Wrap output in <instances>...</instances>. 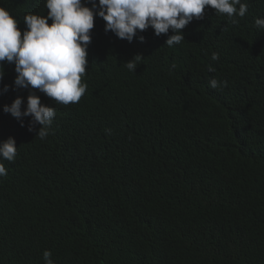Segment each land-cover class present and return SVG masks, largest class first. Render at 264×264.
Wrapping results in <instances>:
<instances>
[{"label":"trees","instance_id":"trees-1","mask_svg":"<svg viewBox=\"0 0 264 264\" xmlns=\"http://www.w3.org/2000/svg\"><path fill=\"white\" fill-rule=\"evenodd\" d=\"M83 2L91 7L88 0ZM242 2L249 4L254 17L264 18V0ZM0 6L19 20L21 35L26 14L48 12L45 0H0ZM237 19L233 25L226 14L206 7L203 19H193L181 30L185 40L151 64L154 71L145 76V105H136L140 128H129L135 148L132 145L123 156V179L95 170L81 172V164L99 170L102 165L79 153L75 136L68 141L62 134L66 122L61 119L77 112L98 116L89 111L90 92L78 103L64 105L36 90L58 119L54 134L51 124L48 136L40 139L39 125L28 130L30 117L22 118L21 126L3 111L18 96L24 99L23 110L30 91L15 86V65L3 63L0 142L14 138L17 153L12 162L0 159L7 169L0 177V230L7 231L0 240V264H45V250L52 253L53 264H264V29L257 28L255 19L253 27ZM172 34L170 30L156 36L149 27L128 42L106 32L105 21L96 16L87 49L92 53L86 83L109 76L106 83L119 79L125 95L143 94L150 44H165ZM211 37L216 38L208 44L205 40ZM199 42L203 43L198 47ZM209 45L223 63L240 59L245 83L229 93V103L218 93L199 104L198 125L189 129L186 119L193 106L182 93L165 89L188 84L192 63L208 57ZM261 49L259 61L250 58L252 51ZM134 54L143 58L130 71L125 62ZM100 119L105 122L103 116ZM168 132L167 141L173 140L169 144L155 136ZM248 134H254L256 156L239 154L236 146ZM139 142L151 148L150 154L143 156ZM102 146L101 141L92 146L94 157ZM169 155L175 159L165 161ZM173 169H182L183 177L172 179L167 170ZM123 181L127 186L121 185ZM118 187L125 192L116 197ZM96 214L101 218L95 220ZM86 229L96 233L100 247L84 239Z\"/></svg>","mask_w":264,"mask_h":264},{"label":"clouds","instance_id":"clouds-1","mask_svg":"<svg viewBox=\"0 0 264 264\" xmlns=\"http://www.w3.org/2000/svg\"><path fill=\"white\" fill-rule=\"evenodd\" d=\"M88 3L91 7L86 6L83 0H45L47 15L26 14L23 18L26 25L23 35L18 27L19 20L4 6H0V81L3 80L5 74L2 65L7 62L15 65V86L30 89L26 107L23 110L24 99L18 96L11 105H5L3 111L20 120L21 126H23L22 118L30 117L28 130L33 131L34 127L39 125L36 136L44 139L49 134L51 124L54 126V134L58 119L54 118L55 109L43 104L36 90L64 105L78 103L81 98L85 99L86 96L92 94L93 100L89 111H93L98 116L86 117L82 112H77L65 117L61 119L66 122L62 134L68 141L75 136L78 140L79 153L94 164L97 162L102 165L99 170L97 167L90 169L92 165L81 164V167L78 164L81 172L91 174L95 170L103 176L123 179L121 162L123 156L131 152L132 145L134 146L129 128H140L141 115L137 112L136 105H145L147 86L145 76L154 71L151 64L157 63L164 53L171 51L185 40V33L181 30L193 19H203L206 7L210 6L214 9L215 14H226L233 25L239 23L237 19L239 17L253 27L255 19L257 28L264 29V18L254 17L249 4L242 0H98V3L97 0H88ZM96 16L105 21L106 32L111 31L118 38L128 42H132L134 37H137L138 31L143 32L149 27L154 30L156 36L168 34L170 30L173 33L168 36L165 44L160 43L158 46L150 44L151 63L143 73L145 79L143 94L125 95L123 84L119 79L106 83L109 76L98 78L89 85L86 83L85 78L88 76L92 53L87 49L91 43V30L94 28ZM215 38L211 37L205 41L209 44V40ZM139 40L143 42L144 37L140 35ZM203 42H199L198 47ZM207 50L208 57L198 63H192L188 84L169 86L165 89L167 92L173 90L182 93L193 106L186 119V122L189 121V129H195L194 123L198 125L200 116H197L199 114L197 107L199 104L213 98L218 93L229 103L232 96L229 93L239 88L242 89L245 83L244 73L239 70L240 59L223 63L218 53L212 52L211 45ZM262 50L256 53H254L255 50L252 51L254 57L250 58L259 61ZM231 53L237 54V49L232 48ZM142 58L141 54H134L131 60L125 62V66L130 71H135L137 63ZM172 67L175 65L173 64ZM237 71L241 72L239 77L236 76ZM8 87V85L4 86L5 92L8 91ZM87 92L90 93L87 94ZM228 105L223 107L221 114L227 110ZM220 113L210 112L208 114L215 116ZM99 116H103L105 122H102ZM249 124L254 127L252 121ZM173 133L175 138V132ZM169 134V132L158 133L155 136L160 141L169 144L173 142L172 139L170 142L167 141ZM253 138L254 134L240 137L236 145L239 148V154L257 155L258 150L255 148L257 145L254 146ZM97 141H101L103 146L94 157L92 146ZM249 142L253 145L248 146ZM140 145L143 156L150 154L151 148L147 144L141 142ZM16 153L17 146L14 138L9 137L0 142V159L12 162ZM167 159L165 161H173L175 158L169 155ZM167 171L174 180L182 178L184 174L182 169ZM6 175L7 169L3 163H0V177ZM73 181L74 179L69 177L68 182L73 183ZM123 182L121 185L127 186V182ZM110 186L114 185L110 184ZM119 187L115 188L116 197L125 192ZM147 198L149 199L150 195ZM16 199L17 203H20V199ZM99 218H101L100 215L96 214L95 220ZM104 220L110 222L108 219ZM106 224L108 230H113L109 223ZM85 234L84 239L90 241L91 246L100 247L96 233L86 229ZM6 235L5 229L0 230V240H3ZM51 247L54 250L58 249L57 245L52 244ZM51 256L52 253L49 250L44 251L45 264H53Z\"/></svg>","mask_w":264,"mask_h":264}]
</instances>
